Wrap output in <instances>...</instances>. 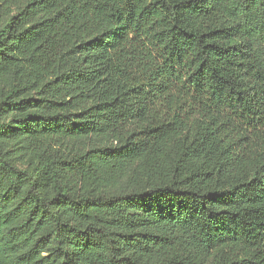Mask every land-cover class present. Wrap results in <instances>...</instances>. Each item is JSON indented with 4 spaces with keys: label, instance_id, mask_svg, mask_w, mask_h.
Wrapping results in <instances>:
<instances>
[{
    "label": "trees",
    "instance_id": "16d2710c",
    "mask_svg": "<svg viewBox=\"0 0 264 264\" xmlns=\"http://www.w3.org/2000/svg\"><path fill=\"white\" fill-rule=\"evenodd\" d=\"M0 264H264V0H0Z\"/></svg>",
    "mask_w": 264,
    "mask_h": 264
},
{
    "label": "rangeland",
    "instance_id": "374dc122",
    "mask_svg": "<svg viewBox=\"0 0 264 264\" xmlns=\"http://www.w3.org/2000/svg\"><path fill=\"white\" fill-rule=\"evenodd\" d=\"M29 162H30V158L28 157V158H26L24 161H20V162H18V164H19L20 166H22V167H27V166H29Z\"/></svg>",
    "mask_w": 264,
    "mask_h": 264
}]
</instances>
